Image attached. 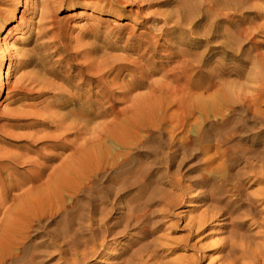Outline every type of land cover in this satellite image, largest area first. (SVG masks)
<instances>
[{
  "label": "bare ground",
  "instance_id": "1",
  "mask_svg": "<svg viewBox=\"0 0 264 264\" xmlns=\"http://www.w3.org/2000/svg\"><path fill=\"white\" fill-rule=\"evenodd\" d=\"M54 1L42 0L43 9ZM128 1L141 7L136 12L144 10L145 5L136 3L143 0L56 3V8L79 7V13L142 17L144 28L138 33L128 28L125 39L119 25L103 32L115 36L106 44L132 55H108L106 44L66 50L62 56L78 69L63 75L61 84L38 82L26 74L11 83L14 52L5 37L0 39V94L5 88L4 100L15 104L0 109V247H13V259L35 264L32 253L21 255L24 241L35 225L63 216L67 232L61 234L65 248L58 258L77 249L80 262L89 255L104 256L108 236L116 242L140 228L118 244L117 254L110 251L112 262L104 264H264V50L255 41L264 33V3L184 0L182 7L152 17L132 15L126 10ZM23 3L17 0L7 23L17 18ZM250 8L255 15L244 18L245 27L220 25L223 18L249 13ZM164 29L169 31L165 39H173L170 46L158 44ZM247 43L255 45L259 66L248 74L260 80L253 93L224 88L209 93L231 69L222 62L206 68L214 49L240 55ZM249 47L246 59L237 57L236 62L252 64ZM81 52L77 62L74 54ZM124 70H133V75L122 77ZM47 94L50 99L38 106ZM171 108L175 112H168ZM234 139L248 145L229 144ZM137 148L147 154L132 152ZM190 158L197 160L189 170L197 173L194 178L178 168ZM202 195L207 199L200 206L175 211L178 204ZM189 211L195 213L187 216ZM180 220L184 224L178 230L184 234L174 237ZM216 234L222 237L213 239Z\"/></svg>",
  "mask_w": 264,
  "mask_h": 264
},
{
  "label": "rangeland",
  "instance_id": "2",
  "mask_svg": "<svg viewBox=\"0 0 264 264\" xmlns=\"http://www.w3.org/2000/svg\"><path fill=\"white\" fill-rule=\"evenodd\" d=\"M68 1L72 0H55L51 7L47 10L45 8L43 9L44 4L42 0H33V3H30L29 0H23V5L19 6L16 11L17 18L7 23V20L16 7L17 0H0V16L4 19L0 21V25H2V27L0 28V39L5 37L10 51L14 52L13 60L16 64L12 68V70H10V76L8 79L11 81V83H13L16 78H19L23 74H26V77L28 75L32 78H37L38 82L45 79L52 82H60L61 84V77L63 75H67L70 71L75 72L78 69L77 67L75 68L73 66V62L70 59H66L62 56L65 55L66 50L71 52L82 51L90 48V46H92L93 44L102 45L104 48L107 41L111 42L112 40H115V36L108 35L106 37L103 32L110 31L111 27L115 25L121 26L118 29L121 30V34L124 37L123 39H125V35L129 30L128 28L134 29L136 33L144 29L143 27H141L139 22L142 20V17H138L137 20H134V16L129 18L128 16L114 18L109 14H98L97 12L88 11L79 13V11H81L79 7L68 6L65 8L64 5H67ZM143 1H136L137 4L145 5L144 10L142 9L141 12H136V10L139 11L141 7L138 6V8L137 6L129 4L130 1L126 3V10H131L132 15H136L137 13H146L147 15H151L152 17H159L161 16V14L164 15L176 7H182L184 0H167L166 3H160L150 7H147L145 4L147 3V0ZM56 3H59V5H64L62 7L58 6V8H56ZM198 3L202 4V0H199ZM257 3L263 5L264 0H259L257 1ZM254 11L255 10L250 8L249 13L240 11L236 12L226 18H223L221 21H219V23L221 26L231 24L245 27L246 22H244V18H249L250 20H252L253 16L255 15ZM153 12H157L159 14L154 15ZM94 14H97V16H94ZM257 22H261V20H258ZM162 23L163 22H159L158 25ZM201 24L202 22L196 23V25L193 26L192 30L196 31V29L199 28ZM96 31H98V36L95 35ZM177 33L183 32L180 30L177 31ZM168 34L169 31L164 29L163 32L159 35L161 37L158 40V44H166L170 46V44L173 42V39L166 40L165 37L168 36ZM255 39V41H257L261 45L259 47L264 50V33H258L255 36ZM111 44L112 43L106 44L108 47H110V49H106V54L111 56L124 54L132 55L130 50L125 52L118 46ZM248 46H250L248 54L250 55V57H252V64L248 63L246 66L242 63L236 62V58L240 57L242 59H246ZM254 47L255 45L251 43L245 44L241 50L242 54L240 55H238V53L236 52L226 53L224 50H222V48L214 49L213 54L209 57L206 63V68H211L214 64L222 62L225 64L226 68L231 69L230 71H228L227 69L226 73L221 79V83L211 89L209 93L222 88H224V92L230 93L234 92L236 89H242L244 91H248L249 93H253V89L256 88L257 84L260 83V80L254 81L252 80L251 76L248 75L249 72L252 73L259 70L257 62L254 61ZM203 49L204 46L201 45L197 47L196 50L199 53L200 51L202 52ZM99 53H103V51ZM82 55L83 52L78 55L74 54V57L77 58V62L82 61ZM155 59L160 60L158 57H156ZM255 64L256 66H254ZM7 65L8 61L5 62L3 68L4 71L7 69ZM132 71L133 70H124L122 73V77L125 76L127 78L133 75ZM159 75L160 74H156L155 77L158 78ZM139 91L143 90L140 89ZM5 92L6 89L4 88L0 94V109H9L15 107V104L9 103V101L4 100L3 97L5 95ZM50 96L51 95L47 94L41 97L39 99V102L41 103L38 106H41L43 103H45V100L50 99ZM26 102L33 103L34 101L32 99H28ZM173 110L174 108H171L168 112H175ZM0 123H4V120L1 118ZM17 131L24 132L27 130L19 129ZM145 133L148 137L151 135L150 132ZM263 135L264 134H261V136ZM12 144L14 143L12 142ZM229 144L237 145L238 148L244 145H248V143L237 139H234ZM137 150L141 154L146 153L145 149L143 148L134 149L132 150V152H135ZM196 161V159L192 158L187 159L181 165H179L178 168L181 172H185L188 177L194 178L196 177L197 173L194 171L190 172L189 170L193 165L196 164ZM178 163L179 162H176L174 166L177 167ZM175 167H173V169H175ZM239 167H241V165ZM241 169L244 168L241 167ZM160 173H162V171ZM160 177H163L162 174H160ZM211 183L214 184L215 182L212 181ZM194 187L195 186H193L192 188ZM200 190L201 189H197L194 193H197ZM205 199L207 198L202 195L198 200L190 202L185 201L183 203H180L176 206L175 211H185L189 207L200 206V204ZM78 200L80 204L88 207V205L86 204V199L79 197ZM206 206L207 205L202 206V209ZM194 213V211H189L187 213V216H192ZM63 220L64 217L59 216L56 217L54 221L48 222V219H46L40 222V226L35 225L36 230L31 231L30 236L26 238L21 247V255H29V253H32L34 256L35 264H66L75 263V261H78V264H100L99 262H102L101 264H104L112 262L111 258L108 259L110 251H112L114 254H117L118 250L120 251V244L126 243V241L131 236H134L137 233L141 232L140 228H133L124 235L118 236L116 242L112 237L108 236L107 239L109 240L105 245L107 253L104 256L96 257V255H89L85 260L80 262L81 258H77L78 256L74 254V252L78 251V249L68 252L64 258H58L60 256V253L64 254L63 250L65 248L64 240L61 237V234L63 232H67L62 228L64 223ZM43 222L45 224H43ZM179 224L180 226L179 228H177V231L172 234V236L174 237H179L184 234V231L178 230L184 224V221L181 222L180 220ZM71 235L72 234L70 233V236ZM221 237L222 235L216 234L213 239H220ZM65 239H69V237H66ZM11 250H14L12 253L15 252V249H13V247H0V264H25L24 260L20 261L13 259ZM212 255L216 256L217 254L214 253ZM51 256H55V258L51 259ZM9 257H11V259ZM205 262H207V260H205L201 264H205Z\"/></svg>",
  "mask_w": 264,
  "mask_h": 264
}]
</instances>
